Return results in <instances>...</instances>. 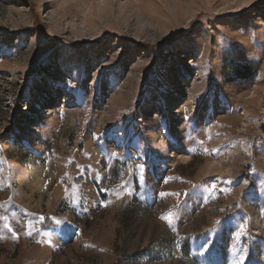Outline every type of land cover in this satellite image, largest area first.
Returning a JSON list of instances; mask_svg holds the SVG:
<instances>
[{
	"label": "rangeland",
	"instance_id": "1",
	"mask_svg": "<svg viewBox=\"0 0 264 264\" xmlns=\"http://www.w3.org/2000/svg\"><path fill=\"white\" fill-rule=\"evenodd\" d=\"M0 264H264V0H0Z\"/></svg>",
	"mask_w": 264,
	"mask_h": 264
}]
</instances>
